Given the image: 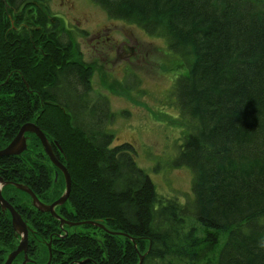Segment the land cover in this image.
I'll list each match as a JSON object with an SVG mask.
<instances>
[{
  "label": "trees",
  "instance_id": "obj_1",
  "mask_svg": "<svg viewBox=\"0 0 264 264\" xmlns=\"http://www.w3.org/2000/svg\"><path fill=\"white\" fill-rule=\"evenodd\" d=\"M92 1L163 38L186 66L171 92L181 131L174 164L191 170L193 196L159 194L133 144L112 146L114 112L107 100L88 96L76 31L50 21L43 0H0V149L33 122L58 143L71 177L67 200L55 208L71 224L3 185L28 225L26 264L45 263L48 244V264H137L140 253L141 264H264V0ZM16 64L23 81L8 77ZM27 140L21 154L0 157V176L51 203L63 175L55 178L34 134ZM18 240L0 207V264ZM22 260L19 254L12 264Z\"/></svg>",
  "mask_w": 264,
  "mask_h": 264
},
{
  "label": "rangeland",
  "instance_id": "obj_2",
  "mask_svg": "<svg viewBox=\"0 0 264 264\" xmlns=\"http://www.w3.org/2000/svg\"><path fill=\"white\" fill-rule=\"evenodd\" d=\"M43 2L52 13L50 21L58 19L60 28L76 31L73 39L80 60L89 68L92 89L88 96L107 100L114 112L107 123L113 133L112 146L132 143L137 163L148 172L159 194L190 199L192 172L174 164L181 131L171 92L176 79L187 73L184 63L168 51L163 38L109 16L92 0ZM206 262L212 264L213 258Z\"/></svg>",
  "mask_w": 264,
  "mask_h": 264
},
{
  "label": "water",
  "instance_id": "obj_3",
  "mask_svg": "<svg viewBox=\"0 0 264 264\" xmlns=\"http://www.w3.org/2000/svg\"><path fill=\"white\" fill-rule=\"evenodd\" d=\"M28 132L33 133L39 139L40 144L42 145L44 152L47 154L49 160L63 173L65 180L64 191L57 199L47 204L40 201L37 198V196L33 193V191L27 186L19 183H13V185L19 190L26 192L31 197L32 205L36 207L37 210L42 212H49L53 217H55L60 221V224L66 223L67 221L64 218L60 217L55 212V207L63 204L68 198L71 189V177L65 166L61 162H59L55 157V155L53 154L50 142L46 137V135L44 134V132L33 122L23 123L20 126L16 135L12 138V140L5 147L0 149V157L18 155L21 152H23L27 148V137L25 133ZM7 183H11V182L4 181L3 178L0 176V207L3 210L9 211L11 215L13 228L17 232V235L20 236V240L16 248L8 254L3 264H11L12 261L15 259V257L21 252L24 253V261L22 262V264H25L27 261L26 249H27V239H28V228L25 221L21 218L20 214L2 196L1 186ZM84 222L99 226L101 228H105L103 225H101L98 222H94V221H84ZM67 223L71 224L70 222ZM140 258L141 260L139 264L142 263L143 255H141Z\"/></svg>",
  "mask_w": 264,
  "mask_h": 264
},
{
  "label": "flooded vegetation",
  "instance_id": "obj_4",
  "mask_svg": "<svg viewBox=\"0 0 264 264\" xmlns=\"http://www.w3.org/2000/svg\"><path fill=\"white\" fill-rule=\"evenodd\" d=\"M67 29V28H66ZM69 29V28H68ZM76 34H74V36H75ZM73 36V37H74ZM73 41H75L74 39H73ZM16 60H11V62H13V61H18L17 60V58H15ZM12 64V63H11ZM25 69H29V66L28 65H26L25 66ZM8 77H13V78H17V77H19V79L20 80H22L23 81V77H25L24 75H23V73H21V70H20V68H19V66L16 64V67H12V70L10 71V73L8 74ZM42 83L41 82H39V86L41 85ZM38 86V87H39ZM5 89H3V91H4ZM12 93L13 94H11V99L12 100H14V98H13V96L15 95V91H18L17 89H12ZM38 92L40 91V90H37ZM24 92H27V93H32V89H30L29 90V88H25V91ZM33 92H35V91H33ZM31 97H32V94L30 95ZM27 97V96H26ZM32 99L34 100V97H32ZM42 103H44V100L43 99H39ZM14 102H15V100H14ZM26 134V137H28L29 136V132L28 133H25ZM31 134H33V133H31ZM35 136V135H34ZM36 137V136H35ZM49 139V142H50V145H51V147H53V150H54V153H55V157L58 159V157H57V155H56V150H55V147H54V145L53 144H56L55 143V141L53 140V139H50V138H48ZM28 141V140H27ZM43 148V147H42ZM22 153V152H21ZM20 153V154H21ZM45 153V152H44ZM19 155V154H18ZM10 156H17V155H10ZM56 167V166H55ZM58 171L59 172H61L57 167H56V172H55V175L56 174H58ZM62 174V173H61ZM5 198V197H4ZM6 199V198H5ZM7 200V199H6ZM63 233V232H62ZM59 257V256H58ZM43 264V263H42Z\"/></svg>",
  "mask_w": 264,
  "mask_h": 264
},
{
  "label": "bare ground",
  "instance_id": "obj_5",
  "mask_svg": "<svg viewBox=\"0 0 264 264\" xmlns=\"http://www.w3.org/2000/svg\"><path fill=\"white\" fill-rule=\"evenodd\" d=\"M54 147L59 150V147H57V146H54ZM51 149L53 151V154L55 155L54 150H53V147H51Z\"/></svg>",
  "mask_w": 264,
  "mask_h": 264
}]
</instances>
